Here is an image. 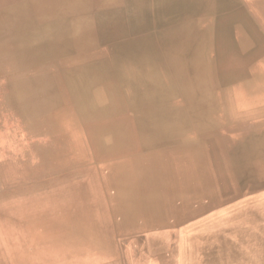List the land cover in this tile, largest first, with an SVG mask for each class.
Returning <instances> with one entry per match:
<instances>
[{"label":"bare ground","instance_id":"obj_1","mask_svg":"<svg viewBox=\"0 0 264 264\" xmlns=\"http://www.w3.org/2000/svg\"><path fill=\"white\" fill-rule=\"evenodd\" d=\"M30 78L34 170L73 178L35 188L76 196L21 203L45 238L3 220L2 264H264V0H0V90Z\"/></svg>","mask_w":264,"mask_h":264},{"label":"rangeland","instance_id":"obj_2","mask_svg":"<svg viewBox=\"0 0 264 264\" xmlns=\"http://www.w3.org/2000/svg\"><path fill=\"white\" fill-rule=\"evenodd\" d=\"M22 86L28 91V93H30L26 99L24 107H22L18 100L16 101L15 96L12 95L5 97L4 93L0 90V146L4 148H10V146L14 145L16 146L14 150L15 153L8 159L0 162V177L4 180V184L9 187L19 186L18 189H26L30 186H34L35 188L39 185L49 184L47 179L52 176L71 175L68 173H55L49 170L42 174L43 178H39L38 174L35 172L34 168L38 167L40 161H42L46 170L53 166V161L49 158L51 157L49 150H46V152L44 149L40 148L41 144H46V142H44L46 137L38 134L23 137L21 131L23 127H34L36 122H39L42 128L45 129L47 127H52L54 123L47 106L49 98L47 96H40L36 92L38 87L37 81L30 78L25 81ZM4 87H6V85H4ZM8 87H10V85H8ZM7 100H10V102H7ZM23 108L25 109V112L23 111ZM52 138H55V136L52 135ZM52 143L53 141L49 140V145L57 147ZM24 148L30 150V158H25L23 160L21 158V151ZM27 179L28 181L26 182ZM72 179L73 178H71V180ZM23 186H25V188ZM70 193L74 194L75 197L76 188L74 190H70ZM15 212H17L16 207L9 209L7 213L4 212V214H6L3 220H5L6 223L10 222L11 224L9 225L11 226L14 225L22 229H27V233L25 232L23 235L24 239L34 244L35 242H39L45 238V230H42V228H39L38 226H33V228L30 225H25V222L23 226H20L18 224V218L13 215ZM168 231L173 232L174 228L169 229ZM39 233H41V235ZM52 248L53 247L43 252V255H45L48 251L51 252ZM19 255L20 253H16V256L19 257ZM0 258L1 260L3 259L2 256H0ZM34 261L36 262L35 258Z\"/></svg>","mask_w":264,"mask_h":264},{"label":"crops","instance_id":"obj_3","mask_svg":"<svg viewBox=\"0 0 264 264\" xmlns=\"http://www.w3.org/2000/svg\"><path fill=\"white\" fill-rule=\"evenodd\" d=\"M15 148H16L15 145L10 146V148H4L0 146V162H3L5 159H8L9 157H11L15 153L14 152ZM71 178H72L71 175H64V176H52V177H49L47 180L50 185L56 182H64L65 184H69L71 182ZM30 199H31L30 202H35L37 200L42 201V200L47 199L49 200L51 204L50 207L55 212V214H59L60 216L62 211H64L65 212L64 215L69 216V217L71 216L70 212H72V209H71L72 204H71V193H70L69 186H64V187L49 186V187H43V188L8 189L1 185L0 186V255H2L4 252L3 250L5 248L4 246L5 244H8V243L10 244L12 242L14 243L19 242V239H17L18 237L17 233H16V236L14 235L15 238L13 239L12 238L13 235L9 236L8 234H6V232L3 231V227L5 224V222L3 221V218L5 217V214L9 211V209H13L14 207H16V209H18L17 212H19L17 215L21 216L20 213L22 214L24 213L22 211L21 203H23L26 200H30ZM65 202L68 204V206ZM55 204H57V206L54 207ZM62 205L64 206L62 207ZM19 206H21V208H19ZM97 211H98L97 208L86 209V212L90 214L93 213L94 215L97 214L96 213ZM4 212L6 213L4 214ZM64 222H67L70 224V218H66ZM18 224L20 226L21 225L23 226L24 221L18 220ZM117 240H118V237H116V241ZM0 264H2L1 258H0Z\"/></svg>","mask_w":264,"mask_h":264}]
</instances>
